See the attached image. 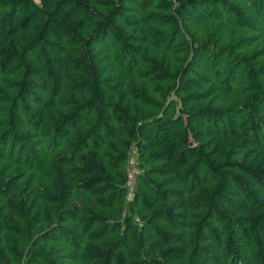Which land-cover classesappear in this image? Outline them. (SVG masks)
<instances>
[{
	"label": "trees",
	"instance_id": "1",
	"mask_svg": "<svg viewBox=\"0 0 264 264\" xmlns=\"http://www.w3.org/2000/svg\"><path fill=\"white\" fill-rule=\"evenodd\" d=\"M0 264H264V0H0Z\"/></svg>",
	"mask_w": 264,
	"mask_h": 264
},
{
	"label": "built area",
	"instance_id": "2",
	"mask_svg": "<svg viewBox=\"0 0 264 264\" xmlns=\"http://www.w3.org/2000/svg\"><path fill=\"white\" fill-rule=\"evenodd\" d=\"M129 158H128V194L127 198L131 199L133 198V192H134V187L136 184V175L139 172L138 171V166L136 164V154H137V148L133 147L129 153Z\"/></svg>",
	"mask_w": 264,
	"mask_h": 264
}]
</instances>
